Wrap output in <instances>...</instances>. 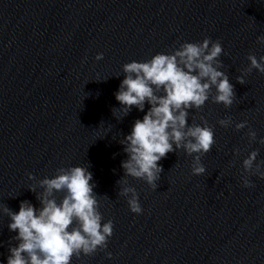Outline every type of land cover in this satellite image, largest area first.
I'll list each match as a JSON object with an SVG mask.
<instances>
[{
  "label": "clouds",
  "instance_id": "obj_1",
  "mask_svg": "<svg viewBox=\"0 0 264 264\" xmlns=\"http://www.w3.org/2000/svg\"><path fill=\"white\" fill-rule=\"evenodd\" d=\"M264 44V36L257 38ZM224 50L219 40L205 38L202 42H184L169 54L157 53L144 62L132 61L123 65L124 79L115 93L120 103L121 119L133 107L143 112L145 103L150 108L143 119H136L131 133L119 143L127 159L122 161L123 177L142 179L153 189L163 172L159 161L168 153L183 150L193 156L192 175L200 176L206 172L201 157L211 151L216 143L213 127L202 119V125H189V111L200 110L211 98L213 103L230 108L236 98L234 85L229 76L220 69L223 63L219 57ZM103 58L98 54L96 59ZM250 64L236 77L239 84H245V77L253 69L264 74V56L257 59L249 54ZM215 89V95H212ZM227 128L232 118L218 121ZM247 122L237 123V131L245 128ZM250 142L257 139V133L249 129ZM264 145V138L259 140ZM240 154V149H235ZM259 150H253L243 160L241 180L244 187H254L249 175L264 179V160L257 162ZM29 180L36 178L29 174ZM93 174L88 167L72 166L58 168L52 178L38 181L42 191L37 194L36 187L29 190L36 194L40 207L36 208L28 200L20 202L19 212L7 206L0 211L10 218L8 229L18 234L12 240L17 246H10L7 264H72L73 258L92 256L97 250L107 248L108 239L113 235L112 220L102 223L101 203L93 191L96 186L91 181ZM122 185L118 195L127 199L132 213L141 214L143 209L136 189L128 185L126 179L118 180ZM56 193H64L57 199ZM111 258V253L107 254Z\"/></svg>",
  "mask_w": 264,
  "mask_h": 264
}]
</instances>
